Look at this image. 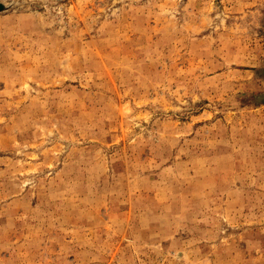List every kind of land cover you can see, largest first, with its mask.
Masks as SVG:
<instances>
[{
	"label": "rangeland",
	"instance_id": "374dc122",
	"mask_svg": "<svg viewBox=\"0 0 264 264\" xmlns=\"http://www.w3.org/2000/svg\"><path fill=\"white\" fill-rule=\"evenodd\" d=\"M0 3V264H264V0Z\"/></svg>",
	"mask_w": 264,
	"mask_h": 264
},
{
	"label": "water",
	"instance_id": "95a60500",
	"mask_svg": "<svg viewBox=\"0 0 264 264\" xmlns=\"http://www.w3.org/2000/svg\"><path fill=\"white\" fill-rule=\"evenodd\" d=\"M5 9H6V7L4 6V4L0 3V12L5 10Z\"/></svg>",
	"mask_w": 264,
	"mask_h": 264
}]
</instances>
